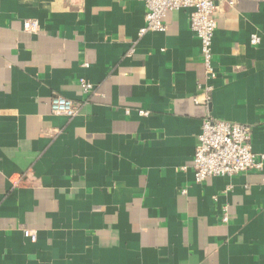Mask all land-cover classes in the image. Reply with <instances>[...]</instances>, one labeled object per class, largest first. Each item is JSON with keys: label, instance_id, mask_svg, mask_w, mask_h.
<instances>
[{"label": "crops", "instance_id": "1", "mask_svg": "<svg viewBox=\"0 0 264 264\" xmlns=\"http://www.w3.org/2000/svg\"><path fill=\"white\" fill-rule=\"evenodd\" d=\"M146 12L0 0V264H264V171L192 168L207 116L250 125L264 153V0L219 1L209 81L190 9L140 36ZM54 95L80 114H53Z\"/></svg>", "mask_w": 264, "mask_h": 264}, {"label": "built area", "instance_id": "2", "mask_svg": "<svg viewBox=\"0 0 264 264\" xmlns=\"http://www.w3.org/2000/svg\"><path fill=\"white\" fill-rule=\"evenodd\" d=\"M220 0H145L147 12L145 23L139 31L143 36L149 31H164L165 17L170 11L190 9V22L193 31L201 39V55L205 65L206 79L217 80L219 75L214 67V35L218 27V13ZM233 3V1H231ZM24 30L37 33L38 22L25 20ZM252 43L258 44L261 37L252 36ZM134 50L131 49L130 53ZM86 93L94 89V85L85 78L79 80ZM198 87L205 90L206 101L210 99L208 93L213 86L198 83ZM82 103L61 95H54L51 101V110L55 115L68 118L80 114ZM185 168V167H184ZM192 168L195 180L202 183L214 176H232L248 171H264V153H256L252 142V127L248 124L220 120L207 116L202 123ZM22 177L12 180L18 186ZM223 221L228 222V208L223 207ZM26 238L32 242L38 240L36 231L24 229Z\"/></svg>", "mask_w": 264, "mask_h": 264}]
</instances>
